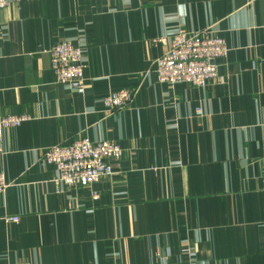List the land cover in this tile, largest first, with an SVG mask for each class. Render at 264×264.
I'll return each instance as SVG.
<instances>
[{
    "label": "crops",
    "instance_id": "1",
    "mask_svg": "<svg viewBox=\"0 0 264 264\" xmlns=\"http://www.w3.org/2000/svg\"><path fill=\"white\" fill-rule=\"evenodd\" d=\"M177 28L227 45L206 87L156 78ZM61 41L82 51V94L55 80ZM124 88L129 104L104 110ZM7 114L25 119L0 140V264H264V0H9ZM84 137L122 154L58 193L42 152Z\"/></svg>",
    "mask_w": 264,
    "mask_h": 264
},
{
    "label": "built area",
    "instance_id": "2",
    "mask_svg": "<svg viewBox=\"0 0 264 264\" xmlns=\"http://www.w3.org/2000/svg\"><path fill=\"white\" fill-rule=\"evenodd\" d=\"M8 1L0 0V10L6 7ZM158 41L165 43L164 39ZM167 43V50L154 62V72L159 82L169 85L187 83L206 87L217 78V60L224 57L228 50L223 38L208 30L177 28ZM48 53L56 82L82 94L85 80L81 49L61 41L52 45ZM132 96L133 90L129 88L112 91L102 97V106L106 111L120 109L129 104ZM196 112L202 113L200 108ZM24 119L25 116L0 115V140L4 129L18 126ZM42 153L43 161L54 167L55 176L52 181L55 191L59 193L110 176L113 173L112 162L119 159L122 148L113 141H90L84 137L69 144L47 147ZM7 185L5 177L0 173V194ZM17 219L16 216L6 218L8 221Z\"/></svg>",
    "mask_w": 264,
    "mask_h": 264
}]
</instances>
